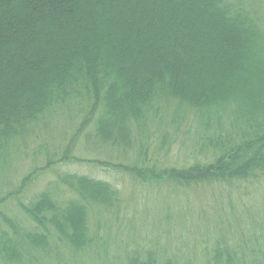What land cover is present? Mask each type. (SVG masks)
Masks as SVG:
<instances>
[{"label": "trees", "instance_id": "obj_1", "mask_svg": "<svg viewBox=\"0 0 264 264\" xmlns=\"http://www.w3.org/2000/svg\"><path fill=\"white\" fill-rule=\"evenodd\" d=\"M60 117L77 125L66 146L42 147L22 179H9L13 155L28 156ZM188 122L194 133L182 142L192 155L179 167L155 161L169 150L166 128ZM80 139L105 159L78 156ZM78 164L151 196L165 190L167 204L180 190L217 188L221 201L225 188L250 197L264 185V26L244 0H0V191L19 181L0 197V264L63 255L90 264L99 247L112 260L101 234H119L118 221L131 239L117 255L142 239L139 228L155 234L153 244L125 252L127 264H264V208L237 219V232L217 223V237L205 240L215 243L210 252L190 254L198 235L152 228L180 217L121 219L130 200L122 203L109 181L70 170ZM13 206L23 218L7 213Z\"/></svg>", "mask_w": 264, "mask_h": 264}, {"label": "rangeland", "instance_id": "obj_2", "mask_svg": "<svg viewBox=\"0 0 264 264\" xmlns=\"http://www.w3.org/2000/svg\"><path fill=\"white\" fill-rule=\"evenodd\" d=\"M244 3L247 7V10L251 11V13L254 16H257L261 25L264 26V3L263 5H260L258 4L257 0H244ZM190 125L191 122H188L180 126L177 129V132L172 131V129L170 128H166L167 131H169L172 136L171 138L172 140L170 141L168 147L169 150L167 152L162 153L161 155L156 154L155 161L164 160V164L169 162L170 165L176 167H179V165L180 166L183 165L182 162H184L185 159L189 158L190 155H192L190 153L192 147L189 144L190 143L189 139L191 138V133H194V131L191 129ZM76 126L77 125H70L66 123L64 117L56 118L51 124V128L55 131L46 133L43 139L37 138L33 140L32 142L33 144L31 143L29 147L30 154H28V156L24 155L23 153L20 154L18 152L15 155H13V159H12L13 162L11 168L9 171H7L10 174L9 179H15V176H20L19 179H22L23 178L22 175L28 172L29 169H31V167L32 168L34 167L35 162L33 158L39 157L38 151L39 149L42 150V147L45 146L46 148H48L49 151L54 152L55 149L66 146L68 141L73 137L72 133L76 130L75 129ZM63 130H65L66 136H64V134L62 133ZM158 137L159 139L156 142V145H159L160 142L162 141V137L160 135ZM182 141L189 143L187 144ZM77 144H78V150L76 154L78 156H81L82 158L85 159L100 158V157L102 159H105L103 158V154L99 156L93 150H90V152H86V150H83L85 149V146L82 139L77 141ZM154 150H156V148ZM165 156H167V159H162ZM69 167H71L70 170L73 172L87 174L97 179H103L109 181L110 183L114 184L118 189L122 190L123 192L122 195L123 199L121 198L122 203H125L126 201L125 199H129L130 202L127 201L125 208L123 207V211H122L123 213L121 214V219L123 218L127 219V217H129L130 219L135 218L136 222H138L139 220L140 222L139 225H140L143 223L142 222L143 217L147 215L154 216L156 214L155 217L159 218L162 212H165L166 216L173 215L178 218L180 217L179 219L181 220L180 225H176L175 223L171 222V224H168L169 226H165L166 224L164 223L157 224L158 219H156L154 220L155 223L152 228L154 230H157L158 232L163 229H168L171 225L176 227L183 226L184 227L183 231H186L187 237L188 234L189 236L192 237L197 235L199 237L198 241L195 238L193 239L194 242L192 241L193 244H190L188 253L190 254L198 253L199 256L203 255V257L207 255L210 252V250L215 246V243L206 244L205 240H208L209 239L208 236H210L211 238L214 234L217 237L218 234L217 229H214L217 223L223 222L226 225V228L228 227V229H231V231L237 228V230L235 231L237 232L239 227H236V225L234 224L237 219H241V220L243 219L245 221L246 219L248 220L249 218H256L255 216L258 215L260 209L264 208L262 199L260 198L262 193H264V185L261 184L258 185L256 191L254 189L250 190V193L252 192L250 197H245L244 195L238 192L232 193L229 188H225V190H221L222 192H224V194L226 193L225 197L221 201H218L217 197L213 196V194L216 193L217 190H220L217 188L216 189L211 188L212 190L210 188L206 190L203 189V191L202 189L200 190L193 189L191 191H187V193H185V191L180 190L177 194H173L175 198H177L179 201L176 200L177 203L171 201L170 204L173 207H170L169 209L168 208L164 209L165 208V206H163L164 204L170 205L165 203V201L160 200L164 196L163 193H168L165 190H163L162 192H158L159 196L157 199L154 198L153 196L158 193L151 192L152 193L151 196L146 194L145 192H141V188H138L137 186L134 187V185L128 179L120 178V176L118 177L113 172L112 175H108L107 172L104 173L102 170H98V168H96V166H94L93 164L90 165L78 164V165H70ZM48 179H53V177L50 176ZM54 180H56V176H54ZM18 182L15 185H12L10 188L8 187L7 190L2 188L0 191V197L4 196L8 192L13 191L15 186L18 185ZM11 184L12 183H10V185ZM248 186L249 184L247 186H243L244 192H247L250 189L251 186L249 187ZM217 202H219L218 204L220 211H218V208L215 207ZM9 210L11 211V213L8 212L7 210L4 211H7V213L12 215L17 214L18 216L23 218V216L20 215V213L18 212L17 209H15L14 206ZM228 212H230V214ZM228 215L231 216L233 215L235 220L222 221V217H226ZM124 221H122L121 223H123ZM151 222L153 223L152 220ZM117 224L115 225L114 228H112V231L120 230L119 234H114V233L108 234L104 232L105 230H103L104 233L101 234L105 237V246L110 251L111 257H113V259L110 260V257H106V256L104 257L102 253V247H99L98 250H94V252L89 253L87 255L90 264H96V262H103L104 264H127V261L131 256L129 254L126 255L125 252L130 250H136L138 249V246L139 248H142L144 247V245L148 247L150 243L153 244L152 242H148V238L153 239L155 237V234H152L153 232L150 229L139 228L140 237H142V239L141 240L139 238L135 240L133 239L132 243L130 244L131 245L130 248L133 247L134 248L121 250L117 255V251L120 250V248L127 246V244L130 243L129 240L131 239L127 229L125 230L121 225L116 227ZM0 225H2L1 221H0ZM232 227L234 228L232 229ZM129 232L131 233L130 229ZM167 237L170 236L167 235ZM143 238H147V239L144 241ZM195 240L197 242H195ZM171 241L172 240H169L167 242H171ZM154 248L156 247L153 248L149 247L146 251ZM167 252L169 253L170 251L168 250ZM114 256H116V259ZM81 259L79 261L78 259L70 261L71 259L69 260L65 258V255H63L62 257H60V259H51V261H49L46 264H81L83 263V260Z\"/></svg>", "mask_w": 264, "mask_h": 264}]
</instances>
